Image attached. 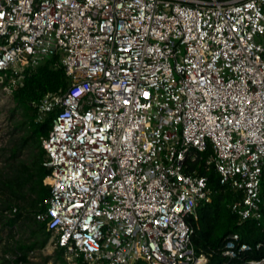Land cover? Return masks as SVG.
<instances>
[{"label": "built area", "instance_id": "built-area-1", "mask_svg": "<svg viewBox=\"0 0 264 264\" xmlns=\"http://www.w3.org/2000/svg\"><path fill=\"white\" fill-rule=\"evenodd\" d=\"M52 57L68 88L38 108L58 114L36 220L66 259L207 264L188 220L211 200L190 170L208 150L231 213L263 220L264 0H0L3 91ZM250 251L230 234L222 256Z\"/></svg>", "mask_w": 264, "mask_h": 264}, {"label": "trees", "instance_id": "trees-1", "mask_svg": "<svg viewBox=\"0 0 264 264\" xmlns=\"http://www.w3.org/2000/svg\"><path fill=\"white\" fill-rule=\"evenodd\" d=\"M67 88L68 79L59 59L52 57L45 59L34 71L26 73L22 86L15 87L11 94L15 105L11 114L20 115L13 135L18 132L21 135L13 139L6 150H2L5 158L0 169V234L4 231L6 234L0 236V245L12 240V229L17 225L31 231L34 240L16 243L13 250V254H17L16 259L3 258L5 264L27 263L29 253L43 249L52 237L46 231V222L37 221L36 216L45 212L44 202L50 196V187L43 184L50 176V171L43 167L45 152L41 144L47 138L58 110L38 120V108L46 96H61ZM210 154L211 150H208L190 166V170H195L198 176L207 179L212 192L210 202L197 208V220H188L194 230L191 243L196 255L206 257L207 264H246L264 259V217L260 222L249 220L240 223L231 213V205L241 196L233 193L229 187L221 186L219 176L212 168L209 173L206 172L205 160ZM24 155H27V159H21ZM14 209L17 211L11 217L4 214ZM230 234L239 235L242 243L251 246V251L240 254L236 260L222 256L224 243ZM258 244L260 248L256 249ZM51 260L53 264H87L82 258L67 262L64 250L58 247H55Z\"/></svg>", "mask_w": 264, "mask_h": 264}, {"label": "rangeland", "instance_id": "rangeland-1", "mask_svg": "<svg viewBox=\"0 0 264 264\" xmlns=\"http://www.w3.org/2000/svg\"><path fill=\"white\" fill-rule=\"evenodd\" d=\"M14 106L11 94L6 93L3 91L2 87H0V169L3 167V159L5 158L2 150H6L11 141L13 139L16 140V138L21 135L19 132L13 135L14 126L16 122L20 120L19 113H16L14 116L11 114ZM21 159H27V155H24ZM43 184L46 185L47 180H44ZM30 232L31 231L28 229L20 228L19 225L12 229V240L8 242L4 241V243L0 245V264H5L4 260L14 261L16 259L17 254H13L16 243H28L34 240L32 239V234ZM5 234V231L1 232L0 236L4 237ZM54 250V236H52L43 249H36L29 253L27 263L25 264H53L51 258L54 254ZM67 262L70 261L67 259Z\"/></svg>", "mask_w": 264, "mask_h": 264}]
</instances>
